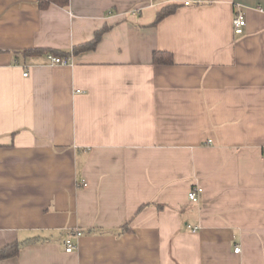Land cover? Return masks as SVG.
<instances>
[{"label": "crops", "instance_id": "1", "mask_svg": "<svg viewBox=\"0 0 264 264\" xmlns=\"http://www.w3.org/2000/svg\"><path fill=\"white\" fill-rule=\"evenodd\" d=\"M15 245L0 264H264V0H0V250Z\"/></svg>", "mask_w": 264, "mask_h": 264}, {"label": "trees", "instance_id": "2", "mask_svg": "<svg viewBox=\"0 0 264 264\" xmlns=\"http://www.w3.org/2000/svg\"><path fill=\"white\" fill-rule=\"evenodd\" d=\"M37 4L39 9L45 10L47 9L50 5H57L60 7H66L68 4V0H37ZM178 9V6H167L161 9L155 18V21L153 22L152 26L157 25L161 20L164 18L168 17L169 15L174 14ZM108 30L107 27L103 28L100 32H97L93 40L85 45L75 47L72 49L73 54H77L80 52L92 50L96 47L98 44L101 36L103 33H105ZM35 53V51H33ZM152 62L154 65H172L173 64V58L172 55L169 52L166 51H154L151 56ZM21 246L20 245H15L11 247L4 248L0 250V261L8 258L15 257Z\"/></svg>", "mask_w": 264, "mask_h": 264}, {"label": "built area", "instance_id": "3", "mask_svg": "<svg viewBox=\"0 0 264 264\" xmlns=\"http://www.w3.org/2000/svg\"><path fill=\"white\" fill-rule=\"evenodd\" d=\"M185 5H188V3H186ZM245 18L242 14H240L239 12H236L233 20H232V29H233V33L235 35H241L243 33V29L245 27ZM47 59L52 63V64H56V65H65L67 64L68 58H61V57H56L52 54H47ZM27 74H24L23 76H26ZM207 143H210V140L207 141ZM202 192V190L198 187H194L191 189V191L189 192L188 195V199L190 202L192 203H197V199H198V195ZM192 232L196 231V228H191ZM81 235V233L79 231L75 232V236L79 237ZM64 246H65V252L66 253H72L76 250L77 245H75L70 239H66L64 241ZM239 249L236 248L234 250V253H238Z\"/></svg>", "mask_w": 264, "mask_h": 264}]
</instances>
